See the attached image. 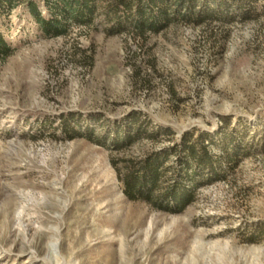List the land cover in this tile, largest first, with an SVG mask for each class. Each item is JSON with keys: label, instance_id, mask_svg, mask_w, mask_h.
<instances>
[{"label": "rangeland", "instance_id": "1", "mask_svg": "<svg viewBox=\"0 0 264 264\" xmlns=\"http://www.w3.org/2000/svg\"><path fill=\"white\" fill-rule=\"evenodd\" d=\"M31 1L64 33L46 32ZM112 1L89 14L0 0V264H264V15L143 33ZM132 111L174 140L231 134L249 155L183 211L131 201L114 164L172 144L96 142Z\"/></svg>", "mask_w": 264, "mask_h": 264}, {"label": "trees", "instance_id": "2", "mask_svg": "<svg viewBox=\"0 0 264 264\" xmlns=\"http://www.w3.org/2000/svg\"><path fill=\"white\" fill-rule=\"evenodd\" d=\"M94 1L75 0L78 9L89 14L94 10ZM111 7L114 13L130 16L128 19L143 33L159 32L176 22L227 26L257 21L264 15V0H113ZM29 9L46 32L64 33L61 20L43 18L36 2L31 1ZM124 22L118 18V26ZM7 49L8 44L0 36V53ZM148 123L141 113L132 111L113 126V136L96 140L89 129L86 137L100 145H105L108 139L111 148L120 152L144 138L153 143L163 138L172 141L169 146L149 150L139 157L123 158L121 167L114 164L126 197L147 202L156 209L183 211L194 202L199 187L226 178L249 155L243 142L231 134H225L219 142L210 132L188 130L174 140L171 128L160 126L149 130ZM64 129L71 139L80 135L68 120L64 121ZM215 148L220 150L216 152Z\"/></svg>", "mask_w": 264, "mask_h": 264}]
</instances>
